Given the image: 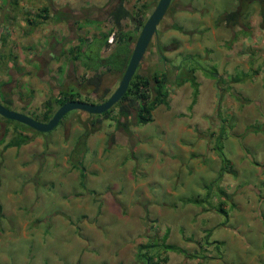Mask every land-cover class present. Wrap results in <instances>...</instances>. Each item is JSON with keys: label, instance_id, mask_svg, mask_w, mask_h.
<instances>
[{"label": "rangeland", "instance_id": "rangeland-1", "mask_svg": "<svg viewBox=\"0 0 264 264\" xmlns=\"http://www.w3.org/2000/svg\"><path fill=\"white\" fill-rule=\"evenodd\" d=\"M141 1L157 0L123 4L131 10ZM171 1L135 69L166 71L167 104L156 105L150 121L135 123L134 111L124 120L114 109L72 155L83 129L73 110L45 135L0 116V264H78L86 252L85 264H102L98 258L113 259L120 249L130 262L164 264L162 235L169 231L168 241L182 251L173 250L178 255H169L167 264L237 248L228 242L230 233L244 251H264V29L257 6L250 4L240 23L228 26L218 18L237 7L236 0ZM114 4L0 0V94L14 106L6 107L39 115L45 98L68 89L94 101L85 57L96 50L93 38L114 28L107 13ZM44 5L48 17L35 18ZM54 12L60 20H53ZM28 18L37 23L29 25ZM120 24L132 28L128 19ZM77 44L86 52L73 59L76 51L68 49ZM157 44L164 46L160 52ZM115 76L103 74L99 89H114ZM24 132L28 142L4 147L23 142ZM139 199V213L121 220L118 211ZM238 202L243 210H235ZM245 213L254 215L251 224ZM219 234L224 243L212 240Z\"/></svg>", "mask_w": 264, "mask_h": 264}, {"label": "trees", "instance_id": "trees-1", "mask_svg": "<svg viewBox=\"0 0 264 264\" xmlns=\"http://www.w3.org/2000/svg\"><path fill=\"white\" fill-rule=\"evenodd\" d=\"M124 1L125 0H115V4L112 5L107 11L108 16L111 19V22L113 23V27L115 29L116 43L113 46L112 50H110L106 55H100L97 52L99 48L101 47L106 48L108 46V44L106 43V35L111 30L110 29L106 33H100L101 40L98 44L97 51L94 53V55H90V57L89 56L86 57L88 61L84 63V66L92 71V75L86 77L85 84H87L89 88H91L92 92L96 94V97L94 101L91 100H83V101L99 103L102 102L111 93V91L113 90L110 89L111 85L104 86L101 90L99 89L102 81V75L115 74L116 80L117 81L119 80L128 61L132 44L137 36V33L141 25L143 24L145 18L147 17V13L149 12V10H152L153 6L155 5L154 3L151 4L146 1H141L138 4V6L135 9H131L132 10L131 11L124 6L123 4ZM171 3L172 1L169 2V4ZM253 3H255V5L257 6L258 14L260 16V28L264 29V0H236L237 7H235L232 10H226V11L224 10V12L219 15L218 20H220V22H223L228 26L237 25L240 23L239 21L246 12L247 7ZM47 17H48V7L44 5L38 8L37 13H35V18L46 19ZM61 17L58 13L55 14L54 12L53 20L55 21L60 20ZM35 18H31V19L28 18L26 21L29 25H33V24L35 25L37 23ZM122 19H128L132 23V28L128 30H121L120 21ZM158 23H160V21ZM173 27L179 31H182V28L179 25H174ZM156 33H157V29L154 35H156ZM89 44L87 43L85 46ZM149 44L150 41L147 47L149 46ZM162 48H164V46H160L157 44L156 52H160ZM73 50L76 51L75 54L72 55V58L75 59L78 57L80 51L82 52V49H80V45L77 44L74 47H70L68 49V52L71 53ZM162 60H165L163 56H162ZM191 70L192 69L188 70V72ZM205 72L211 75V72H207V71ZM165 73L166 71L162 69V70H152V72L149 75H144V74H139L137 70H135L128 82V86L125 92L108 109L102 111L101 113H87L82 110H77V109L73 110L72 112L76 113L78 115L79 120L82 122L83 129L78 133V135L75 138L74 146H72L71 148V154L73 155L75 153L80 152L78 148L83 147L87 136L93 131L97 130L98 125L101 123V120L109 118L111 111H113L114 109H116L118 116L120 118H123L124 120L128 117L131 111H134L135 123H146L150 121L151 110L156 105L167 104ZM182 81L184 80L182 79L178 80L177 84L181 83ZM190 82L193 85H195L192 77L190 79ZM72 99L81 100L78 97L77 91L73 92L72 89H68L65 91H58L57 95L47 97L43 100L42 111L40 112L39 115H35L32 113H29L28 115L39 121H47L51 117L54 110L59 105H61L66 100H72ZM0 100L2 101L3 105L5 104L4 106L8 105L11 108L14 107L11 99L5 98L2 94H0ZM66 115H67L66 113L62 115V117L58 120L57 124L60 123L61 119L62 118L64 119ZM124 120L120 121L119 119H116L115 123L118 125L125 126L126 122ZM18 123L24 127L25 131H30L34 134L45 135L44 132H38L20 122ZM24 136L26 138L23 139V142L20 143L18 142L17 145H13V142L6 143L4 147L7 146L19 147L21 144L28 142L31 138V136H28L27 132H24ZM1 215L2 213H1V205H0V217ZM163 246L164 248H168L171 250L182 251V249L179 246L173 244L165 243L163 244Z\"/></svg>", "mask_w": 264, "mask_h": 264}, {"label": "water", "instance_id": "water-1", "mask_svg": "<svg viewBox=\"0 0 264 264\" xmlns=\"http://www.w3.org/2000/svg\"><path fill=\"white\" fill-rule=\"evenodd\" d=\"M169 2L170 0L156 1L137 33V36L132 44L128 61L119 80L117 81L116 86L102 102L92 103L77 99L66 100L54 110L51 117L47 121L36 120L27 114L10 109L0 103V116L20 122L38 132H46L51 130L57 124L62 115L69 110L77 109L87 113H101L102 111L108 109L125 92L128 82L138 63H140L144 57L146 47L152 36L155 34L156 26L163 17ZM213 76H216V73H213Z\"/></svg>", "mask_w": 264, "mask_h": 264}, {"label": "crops", "instance_id": "crops-1", "mask_svg": "<svg viewBox=\"0 0 264 264\" xmlns=\"http://www.w3.org/2000/svg\"><path fill=\"white\" fill-rule=\"evenodd\" d=\"M94 40H93V42H91L94 46H96L95 47V51L94 52H91V53H89V51H88V54H90V55H94V53L97 51V49H98V44H99V42H100V40H101V36H100V34H99V37L98 38H96V37H94L93 38ZM95 40L97 41V42H95ZM91 48V47H90ZM101 48H103V47H101ZM86 49L84 48V49H82V53H85L86 51H85ZM99 51H100V48L98 49ZM110 50H112V49H110ZM99 51H97V52H99ZM109 52V51H108ZM108 52H106L105 54H103V55H106ZM147 53V52H146ZM145 53V54H146ZM90 55H89V57H90ZM85 59H86V57H85ZM251 193V192H250ZM255 194V193H254ZM251 195H253V193H251ZM248 197V196H247ZM145 200H146V198H145ZM141 200L139 199L138 200V202L135 204V205H133V206H131L130 207V205H127V207H126V209H125V212H121L122 213V215L120 214V211H118V212H115V214L117 215V213H118V217L121 219V220H125V221H127L128 219H132L133 217L131 216V215H133V214H138L139 213V210H140V208H139V202H140ZM1 206H2V204H0ZM8 206L9 205H6L5 207H7V209H8ZM234 206L236 207V209L235 210H243V204H240V202H238L237 204H235L234 203ZM130 207V208H129ZM248 209V208H247ZM231 209H229V210H227L226 212H228L227 213V216L229 215V214H231V215H229L230 216V218H232L233 220H234V217L236 216L234 213V211L235 210H232V211H230ZM2 212H4L3 211V207H1V213ZM5 212H6V210H5ZM238 213V212H237ZM239 214V213H238ZM245 217L246 218H248L249 219V222L250 221H252L253 222V220H251V217H250V215H252V214H246L245 213ZM25 217L26 216H28V218H29V212H27L25 215H24ZM131 216V217H130ZM226 216V217H227ZM228 216V217H229ZM3 216L1 215V217L0 218H2ZM254 217V215H252V218ZM207 221V225H209V224H212V221L211 220H208V219H206ZM35 222L37 221V219H36V217H35V220H34ZM35 222H34V224H35ZM252 222H250V224L252 223ZM133 223H136V222H131V224H133ZM137 224V223H136ZM247 225H249V223L247 222L246 223ZM88 227V226H87ZM90 227V226H89ZM89 227H88V230H86V236L85 237H88L89 236ZM220 229H226V227H225V225H223V226H221V227H219ZM219 228H217V229H219ZM140 229H141V232H143V233H146L147 231H145V228L144 227H142V226H140ZM117 230H118V232H120L119 231V229L117 228ZM249 230V229H248ZM250 231V230H249ZM161 233V232H160ZM169 233H170V231L169 232H167V233H163V235H162V237H163V242H162V244H165V243H169V244H172V243H170L169 241H168V236H169ZM242 233H244V232H242ZM210 236V235H209ZM220 236H222V237H220ZM188 237V236H187ZM77 239H78V246H79V248H85V243H84V241H85V238L84 237H77ZM221 239V243H224L223 241L224 240H227L226 238H225V234H222V235H217V238L215 239V238H212V240L214 241H216V242H219V240ZM230 239H231V241H228L230 244H233L234 243V241L236 242V244H237V248H234V249H231V248H228V249H226V250H223V251H220V252H218V255H212V254H209V255H205V256H203V257H200V256H195L196 257V259H188V260H183L182 262H180V263H178V264H259V263H257V261L258 260H260V259H262L263 260V262H262V264H264V251H259V254H255V253H251L249 250H246V251H244L243 249H244V246L242 245V243L241 242H239V241H236V240H233L234 239V237L232 238V236H231V233H230ZM185 240H187V239H185ZM241 240V239H240ZM188 242H187V244H189V245H191L192 244V242H194V241H190V240H187ZM201 241V240H200ZM207 242H208V239L206 240ZM214 241V242H215ZM235 244V243H234ZM131 246H136V248L138 247V246H140V245H138L137 246V243H136V245H133V243H131L130 244ZM215 245V244H214ZM178 246V245H177ZM230 245H224V244H221V246H220V248H224V247H229ZM162 247L164 248V246L162 245ZM133 248V247H132ZM162 248V249H163ZM183 248H185L184 246H183ZM241 250V251H240ZM101 252H106V251H104V250H100ZM248 251V252H247ZM138 253V251L135 249L134 251H133V253ZM163 253H161L160 252V256L161 255H166L167 257L165 258V257H162V258H164L163 260H166L165 262H164V264H167L168 263V257H169V255L171 256V255H178V254H175V252L173 251V250H171V249H168V248H164V250L162 251ZM124 252L122 251V249H120L117 253H115V257L113 258V259H111V257H108V258H98V261L99 262H101L102 264H137V262H136V260L134 261L133 260V262H130L129 261V258L130 257H132L131 255L130 256H124ZM88 255H90V253H88V252H86V253H84V255H83V260H82V262L81 263H78V264H85L86 263V260H87V258L89 257ZM138 255V254H137ZM157 255L159 256V254L157 253ZM157 256V257H158ZM159 256V257H160ZM235 257H237V258H235ZM161 258V259H162ZM58 263V262H57ZM59 264H61V263H59Z\"/></svg>", "mask_w": 264, "mask_h": 264}, {"label": "built area", "instance_id": "built-area-1", "mask_svg": "<svg viewBox=\"0 0 264 264\" xmlns=\"http://www.w3.org/2000/svg\"><path fill=\"white\" fill-rule=\"evenodd\" d=\"M114 36H115V29L112 28L106 35V43L108 44V46L112 44Z\"/></svg>", "mask_w": 264, "mask_h": 264}, {"label": "flooded vegetation", "instance_id": "flooded-vegetation-1", "mask_svg": "<svg viewBox=\"0 0 264 264\" xmlns=\"http://www.w3.org/2000/svg\"><path fill=\"white\" fill-rule=\"evenodd\" d=\"M151 39H152V38H151ZM150 41H151V40H150ZM88 46H89V45H87V47H88ZM89 47H90V46H89ZM147 48H148V47H147ZM147 48H146V49H147ZM146 52H147V50H145V53H146ZM144 57H146V54H144ZM144 57H143V58H144ZM0 103L2 104L1 100H0ZM2 105H3V104H2Z\"/></svg>", "mask_w": 264, "mask_h": 264}]
</instances>
